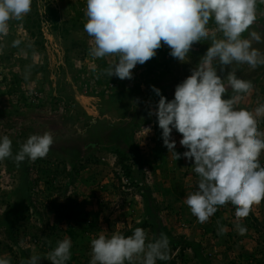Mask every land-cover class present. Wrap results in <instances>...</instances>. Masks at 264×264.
I'll use <instances>...</instances> for the list:
<instances>
[{"label":"rangeland","instance_id":"374dc122","mask_svg":"<svg viewBox=\"0 0 264 264\" xmlns=\"http://www.w3.org/2000/svg\"><path fill=\"white\" fill-rule=\"evenodd\" d=\"M48 3L59 10L62 28H70V19L79 11L82 12L80 21L86 23V0H40L41 10ZM20 22L10 20L8 34L0 35V138L7 135L12 142L25 143L33 134L48 132L54 143L45 159L51 158L52 165L61 167L66 161L70 168L71 158L80 162L92 160L70 184L69 178L60 176L54 187L45 182L34 187L33 194L46 214L43 225L36 217L29 224L26 223L25 229L30 233L21 244L30 250L28 259L37 255L42 257L39 264H51L44 258L49 253L42 248L48 247L44 241L49 238L48 242L55 248L56 242L61 241L68 228L66 220L50 204L51 191L52 198L59 203L66 202L70 196L77 200L83 212L99 214L96 225L84 230L80 245L73 243L74 249L81 248L76 250V255L81 254V263L74 264L91 260L92 239L101 234L106 237L123 235L128 230H135L134 226L145 218L138 186L130 183V186L125 185V190L119 177L123 169L118 163L117 154L108 148L116 145L125 150L129 157L126 162H132V174L140 185L151 188L152 195L163 207L159 218L174 235L200 242L202 254L211 264L233 260L237 264H264V245L246 219L239 221L246 228L245 234H238L234 205L218 206L219 217L212 215L206 223L198 222L192 215L185 199L190 192L197 190L199 177L193 171V161L183 156L175 159L163 144L162 129L156 124V116L148 115L150 107L155 108L158 103L150 95L153 93L151 86L165 88L166 98L173 99L175 86L191 75V70L206 53L210 41L195 43L186 62L172 57L170 48L163 45L155 57L143 65L137 64L132 70V79L121 80L112 76L113 81L108 83L110 89L101 97L92 95V90H105L107 87L105 83L95 88L97 72H104L118 58H94L90 54L92 38L84 31V26L82 29H69V36H65L63 29H55L47 18L42 22L41 32L31 36ZM213 26L210 21L209 27ZM251 30L264 36V2L261 0H257L256 21ZM243 36L247 38L248 32ZM17 40L23 41L18 49L14 45ZM254 47L264 51V44ZM228 70L226 68L221 72L217 66V73L222 77ZM15 74L22 78L20 83L15 80ZM237 76L251 81L253 85L250 92L241 94L237 107L254 112L264 104V66L253 70L246 64L242 65ZM59 95L72 99L60 100ZM228 95L233 93L229 91ZM111 96H116V99L110 100ZM129 125H133V143L141 153L136 163L133 161L135 153L120 135V129ZM258 127L264 131V119H260ZM172 138L176 141L175 151H186L179 143L182 134L173 129ZM57 154L63 158L58 159ZM260 162L264 166V152L261 153ZM22 167L30 170L37 168L36 163L28 159ZM19 177V169L8 166L4 160L0 161V212L7 208L9 202L15 201L13 191ZM250 212L264 226V201L254 204ZM36 226L42 227L38 229ZM220 228H223L222 234ZM144 231L146 243L151 242L150 229L145 228ZM33 232L38 233L37 240L32 237ZM0 243V258H10L11 264H27L20 261V246L8 240L2 231ZM169 255L171 259L163 264L172 261L174 264H201L194 252L183 249L182 245L176 249L171 246ZM140 259L137 258L135 263Z\"/></svg>","mask_w":264,"mask_h":264},{"label":"clouds","instance_id":"9594fccd","mask_svg":"<svg viewBox=\"0 0 264 264\" xmlns=\"http://www.w3.org/2000/svg\"><path fill=\"white\" fill-rule=\"evenodd\" d=\"M256 4L257 0H86L84 24L92 38L90 54L97 59L117 57L104 72L121 80L132 79L137 64L155 57L163 45L170 48L172 57L186 62L195 43L210 41L191 75L175 86L173 99L151 86L160 98L148 115L156 116L163 144L175 159L183 156L193 161L199 177L197 190L185 199L192 215L206 223L218 206L231 203L240 235L246 228L239 221L248 217L254 204L264 201V166L260 162L264 131L258 127L264 119V104L254 112L237 107L241 94L253 87L251 81L237 76L240 66L246 64L253 70L264 66V51L254 47L264 44V36L249 31L256 21ZM31 5L32 0H0V35L8 34L10 20H22L30 13ZM210 21L213 27H209ZM18 43L14 41V45ZM217 66L221 72L229 68L227 74L218 75ZM173 129L182 134L183 153L175 151ZM53 143L48 132L33 134L13 153L12 141L5 135L0 138V161L12 159L17 166L26 159L34 162L45 158ZM120 179L126 190L130 180ZM146 239L140 227L127 237L101 234L91 240L89 264H135L137 258H141L140 264H156L171 259L166 234L153 242L146 243ZM71 248V239L64 238L44 258L51 264H66ZM41 258L33 255L27 264H39ZM0 264H11V260L0 258Z\"/></svg>","mask_w":264,"mask_h":264},{"label":"trees","instance_id":"16d2710c","mask_svg":"<svg viewBox=\"0 0 264 264\" xmlns=\"http://www.w3.org/2000/svg\"><path fill=\"white\" fill-rule=\"evenodd\" d=\"M40 0H32L31 5V12L28 13L22 20L21 26L25 29L28 34L31 36L37 35V32L40 33L42 30V22L47 18L51 21L53 27L55 29L62 28V21L60 20V14L59 10L52 4L48 3L45 5V9L41 10ZM82 15V12L79 11L77 14H75L74 18L72 20L70 19V28H62L64 35L69 36V29H82L84 26V22L81 20L80 17ZM41 36V34H40ZM19 41L18 44H15V46L18 48L22 47L23 41ZM40 42V41H37ZM31 46V44H30ZM15 80L17 82H21L22 78L19 77V74H15ZM96 76V86L103 85L107 83V87L105 90H92L93 96H105V94L108 92V89H110V86L108 85L109 81H113L111 77H108L105 72L99 71L97 72ZM103 76V77H102ZM140 89V88H138ZM161 94L166 97V91L165 88H161ZM151 97H153V101L158 102L159 96H157L154 92L150 94ZM69 99H72L71 97H68ZM66 96L59 95L60 100L66 99V101H69ZM227 98V97H226ZM110 100L116 99V96H111L109 98ZM74 103V100L71 101ZM156 124L158 125V120L156 119ZM126 131V132H125ZM124 132L126 133V138L124 137ZM120 135L122 136V140L126 145H129L131 149L133 150L134 158L133 161L136 163L138 162L137 159L140 157V150L137 149V145L133 143V125H129L127 127H122L120 129ZM23 143H16L12 142V150L13 153H16L20 146ZM109 149H111L114 153L118 156V163L123 169V173L128 177L132 185L138 186V192L141 194V197L143 199L144 204V214L145 218L141 220V222L137 223L134 226V229L137 227H140L142 229L149 228L151 231V242H153L156 238H159L161 233L166 234V236L169 239V248L171 246L173 249L178 248L182 245L183 249H191L194 254L197 256L201 264H211L210 260L202 254V245L200 242H196L194 240H189L184 238V236L177 237L174 235L171 230L163 224V222L160 220V213L162 212L163 207L160 205V203L157 201V199L152 195L151 188L149 186L140 185L139 180H137L133 176L132 171V162L131 164H127L126 160H129V157L127 156L124 149L119 148L116 145L108 146ZM51 156V155H50ZM59 157V158H58ZM58 159H62L63 156L61 154H57ZM89 159V158H88ZM92 160H86V162H80L77 159L71 158L70 159V168H68L66 161L62 163L61 167L60 165L54 166L52 165V159H37L34 161L36 163V169L30 170L27 167H22V164H19L17 166L16 163L13 162L12 159H5L4 162L8 166L14 167L19 169L20 177H19V183L16 187V189L13 191L15 195V201L13 203H8L7 208L0 212V231H2L5 234V237L8 240H11L13 244L20 246V261L22 263H26L29 257V248H23L22 242L26 239L25 237L28 236L30 233L29 231H26V223H30L33 217H36L37 220L42 222L41 225L44 224V215L46 214L45 210L41 208L38 205V200L33 194V189L35 186L40 185L41 182H45L48 186L54 187L56 181L58 180V177H67L69 178V184L75 181V179L79 176L80 171L84 169L87 164ZM79 162V163H78ZM140 162V161H139ZM120 173V172H119ZM68 186V184L66 185ZM50 189V187H49ZM67 189V188H66ZM66 189L64 192H66ZM166 191H170L167 189ZM52 191L50 192V204L54 208L55 211L59 215H61L67 222L68 228L65 230V236L64 238H70L73 243L78 246L81 242V235L84 233V230H87V228H91L92 226H95L97 223V219L99 214L95 213L94 215H91L90 212L84 211L80 208L78 202L76 199L68 196V200L64 203L57 202L56 198L53 197ZM84 203L87 202L84 200ZM217 217L220 215L219 208L215 212ZM211 218V217H210ZM247 221V224L252 226L256 232L259 234L258 238L260 239L261 243L264 245V226L261 224L259 218H257L253 213L250 212L247 218H245ZM77 226L81 227L80 229L77 228ZM38 229L42 226H36ZM134 230H128L123 233V236L131 235V233ZM32 237L37 240L38 233L33 232ZM49 237V236H47ZM179 238H182L181 240ZM49 238H46L44 243L48 247H42L45 251L50 252L54 248H52V245L48 242ZM59 241V240H58ZM57 241V242H58ZM56 242V246H57ZM2 243V242H1ZM0 243V244H1ZM74 244V246H75ZM8 247V244H6ZM54 246V245H53ZM74 246L71 248V259L66 262V264H74L75 262L81 263V254L76 255V250L79 251L81 248L76 247L74 249ZM10 248V246H9ZM11 249V248H10ZM80 253V252H79ZM86 262L82 264H89L90 261L88 259L85 260ZM167 260H157L156 263L163 264L166 263ZM127 264V262H126ZM140 264V262L135 263ZM169 264H174V262H169ZM224 264H237L236 261H232L229 263Z\"/></svg>","mask_w":264,"mask_h":264},{"label":"built area","instance_id":"2783aa9c","mask_svg":"<svg viewBox=\"0 0 264 264\" xmlns=\"http://www.w3.org/2000/svg\"><path fill=\"white\" fill-rule=\"evenodd\" d=\"M121 176H122V179L125 183H128L129 182V179L126 175H124L123 173H121Z\"/></svg>","mask_w":264,"mask_h":264}]
</instances>
